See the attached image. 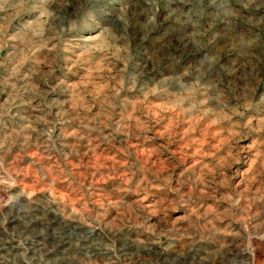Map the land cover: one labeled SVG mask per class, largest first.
<instances>
[{"label":"rangeland","instance_id":"obj_1","mask_svg":"<svg viewBox=\"0 0 264 264\" xmlns=\"http://www.w3.org/2000/svg\"><path fill=\"white\" fill-rule=\"evenodd\" d=\"M0 264H264V0H0Z\"/></svg>","mask_w":264,"mask_h":264}]
</instances>
